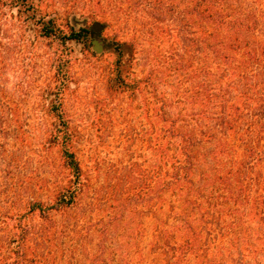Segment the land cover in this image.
I'll list each match as a JSON object with an SVG mask.
<instances>
[{
    "label": "rangeland",
    "instance_id": "1",
    "mask_svg": "<svg viewBox=\"0 0 264 264\" xmlns=\"http://www.w3.org/2000/svg\"><path fill=\"white\" fill-rule=\"evenodd\" d=\"M149 1L35 0L30 21L12 2L0 9L4 258L18 234L8 218L22 217L27 264H264L263 211L254 208L263 194L258 179L243 182L246 204L240 213L205 218L209 199L216 204L225 191L216 184L199 195L207 177L214 183L217 174L230 171L241 173L231 178L237 189L244 178L241 166L249 165L238 139L249 131L264 133L263 120L254 123V117H245L227 140L216 127L232 113V104L242 113L260 106L262 92L251 87L264 82V0ZM212 2L219 3L215 10L208 7ZM198 3L214 17L215 11L227 14L226 21H256L254 30L239 35L242 46L255 42L251 47L260 61L257 68L243 67V80L225 79L217 71L225 64L214 61L215 45L225 44L230 32L189 15ZM43 13L64 35L83 27L91 32L94 23L106 27L93 38L90 33L87 45L63 44L31 27ZM94 40L102 44L100 53L93 50ZM229 53L235 59L227 67L232 73L243 50ZM187 68L193 73L188 80ZM199 85L204 99L212 100L200 126L199 107L186 102ZM244 89L248 93L241 94ZM56 99L62 122L51 112ZM173 128L191 138L190 183L175 184L173 178L184 173L185 161L180 140L168 137ZM62 135L70 139L82 174L75 203L45 219L38 213L25 217L30 203L51 205L69 184L57 142ZM254 166L256 175L264 168Z\"/></svg>",
    "mask_w": 264,
    "mask_h": 264
},
{
    "label": "trees",
    "instance_id": "2",
    "mask_svg": "<svg viewBox=\"0 0 264 264\" xmlns=\"http://www.w3.org/2000/svg\"><path fill=\"white\" fill-rule=\"evenodd\" d=\"M129 1V0H127ZM7 2H12L15 8L22 9L25 14H26V19L29 20L32 17L35 16V0H0V9L5 5ZM151 0L148 2L150 3ZM207 3V2H206ZM154 5V3H151L149 6ZM219 5V3H218ZM217 6H208L209 9L211 7L216 9ZM30 13V14H29ZM216 17L212 16L207 9L201 4L198 3L194 8L190 9L189 15L194 16L204 22L212 23L215 26L218 27H227L228 31L230 34L226 35V42L225 44L222 42H217L215 45V58L214 61L217 62L218 59L222 61V63L225 64V70H222L221 68H218V72L220 71V74L222 75L223 78L225 79H231L232 77L239 78L240 80H243V73L242 69L243 67H248V65L257 68L256 66L259 65L260 61L258 58V53L255 49H253L251 46L254 43H250L249 41L244 42V45H240L239 41V35L246 31L250 32L255 29L256 26V21L252 20L251 24H243V22L237 21V20H230L226 21V19H223L222 16L224 14V18L227 17V14L225 13H217L215 11ZM78 15L72 16V20L75 21ZM34 19V18H33ZM251 19V17H250ZM87 19L85 18V21ZM30 21V20H29ZM31 27H34L37 25L39 27L40 31L39 33L41 34L42 37L44 38H51L55 37L56 39H59L63 44L68 41H72L75 43H82L87 45V43L90 42L91 37H90V28L83 27L79 29L78 31L70 30V33L64 35L62 30L58 29V25L56 23V20L54 18L49 17L47 14L43 13L39 15V20L38 21H32ZM232 51V53H237L239 51L243 50L242 57L243 59L238 61V64L240 65L237 67L235 70H232V73L229 72L227 69L228 66H231L230 64H233L232 62L235 60L233 56H231V53L226 54L227 51ZM66 56L68 53L65 54ZM221 63H219L220 65ZM246 68L244 70H246ZM189 69L187 68L186 71H183V75L186 76L187 80L189 77L192 78L193 73H189ZM259 71V70H258ZM242 72V73H241ZM260 72V71H259ZM242 74V75H238ZM200 76V75H197ZM257 79V78H256ZM141 82H135L132 84V93H135L139 89V85ZM152 84V83H151ZM64 81L60 83V91L64 87ZM153 86V84H152ZM252 90L256 89L257 92H262L258 93L259 95V101H260V106L255 110H250L249 113L247 109H244L246 113H242L240 111V107L237 105H231L232 106V113L227 116L225 115L219 123L216 124V127L222 128L223 131H219L221 136H223V139H228L227 135L229 136L230 133L233 131V129H237V125L241 124L240 122L244 123L245 117L247 118H256L254 123L256 122L257 119L259 121L263 120L261 123L262 128H264V82L261 83L259 80L257 85H253ZM203 86L199 85L197 86V90L195 93L187 99V104L193 105V106H198L199 107V112L196 113V117L199 120V126L201 125L200 119L206 118V110L212 106L211 101L212 100H206L204 99V93ZM249 89H244L241 94L248 93ZM59 94L57 93L56 98H58ZM225 97V96H224ZM261 98V99H260ZM233 102V100H232ZM166 107L165 104L162 103V109L165 115L164 108ZM227 108L229 109L228 105L224 106V109ZM248 108V107H247ZM51 112L53 114H56L58 119L61 121V115L59 113V100L56 99L55 101L52 102L51 106ZM251 120V119H250ZM251 124V122H250ZM251 127V126H250ZM203 128V127H202ZM251 128H249L250 130ZM170 130V129H169ZM176 128L171 129V131H168V137L170 138H177L180 140L182 147L181 151L183 153V156L185 157L184 161V167L180 169V171H183L184 173L182 175H179V172H176L175 175H173L175 184H183V183H190L189 180V175L192 174V159L193 157L191 156V138L189 133H181L178 134L175 132ZM203 133H205L203 131ZM202 132L199 133L200 136L203 135ZM241 139L239 138V142H242V147L244 149V160L243 162H247L249 165L244 163L241 168L243 169V177L240 180V183L238 184V188L234 189V184L231 181V178L234 176H237L238 174L241 176V173L238 171H230L228 173H225L224 175L222 174H217L216 177L213 179L214 183L209 182L207 179L203 181L202 183V188L200 189L201 193H207V188L213 187L214 185L217 186L218 189H223L225 191L224 195L218 196L216 198L217 203H212L211 200L209 199L210 202H208V208L205 210L204 217L208 216H227L230 215L231 213H240L243 212L242 206L246 204V201L243 199V193L246 191V186L243 185V182H246V180L249 179H258L257 184L259 187H263V194L259 200V203L255 208L256 212L260 208V212L263 211V219H264V168L259 172L256 173L252 172L254 170V165L258 164H263L264 165V133L260 137L255 133H251L250 131L247 132L246 135H240ZM57 142L61 145V157L63 160L64 167L68 170L69 172V184L67 188L61 192L56 200L51 204L44 206L40 202H32L28 205V212L25 213V217L28 216L29 214L33 213H38L40 217L46 218L47 215L50 212H62L68 208H71L76 199V195L78 193V190L80 188V182H81V169L79 166V163L77 161V158L75 154L70 150L69 147V142L70 139L68 137H65V135H62V137L57 138ZM224 144V143H222ZM262 144V145H261ZM262 146V148H261ZM223 148V145L222 147ZM206 176V175H205ZM247 178V179H245ZM247 183V182H246ZM192 186V184H189ZM182 186V185H181ZM210 195L212 193H209ZM203 199V198H200ZM235 203L237 207L240 206L241 209H237V207H233L231 203ZM259 206V207H258ZM260 212L258 214H260ZM22 217L18 218H8L10 220V227L12 228L13 231L18 232L16 234L17 237V243L13 249H10V257L9 258H4L3 256V244L0 243V264H27L28 261L26 260V253L24 251V243L26 241V232L22 228Z\"/></svg>",
    "mask_w": 264,
    "mask_h": 264
},
{
    "label": "water",
    "instance_id": "3",
    "mask_svg": "<svg viewBox=\"0 0 264 264\" xmlns=\"http://www.w3.org/2000/svg\"><path fill=\"white\" fill-rule=\"evenodd\" d=\"M105 25L100 23H94L91 27V37L93 38L95 34L101 33L105 29ZM93 50L96 53H100L102 50V44L99 41L94 40L93 42Z\"/></svg>",
    "mask_w": 264,
    "mask_h": 264
}]
</instances>
